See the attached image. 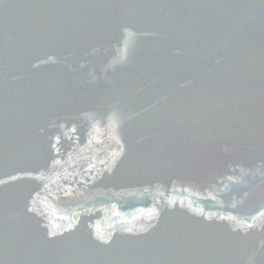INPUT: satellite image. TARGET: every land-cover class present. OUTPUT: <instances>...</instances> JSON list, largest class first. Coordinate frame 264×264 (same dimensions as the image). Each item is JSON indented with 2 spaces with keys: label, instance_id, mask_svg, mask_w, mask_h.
I'll return each instance as SVG.
<instances>
[{
  "label": "water",
  "instance_id": "1",
  "mask_svg": "<svg viewBox=\"0 0 264 264\" xmlns=\"http://www.w3.org/2000/svg\"><path fill=\"white\" fill-rule=\"evenodd\" d=\"M0 264H264V0H0Z\"/></svg>",
  "mask_w": 264,
  "mask_h": 264
}]
</instances>
